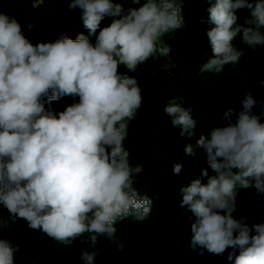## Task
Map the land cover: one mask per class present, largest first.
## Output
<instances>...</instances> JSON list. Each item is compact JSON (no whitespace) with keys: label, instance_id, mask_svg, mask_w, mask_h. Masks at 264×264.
<instances>
[{"label":"clouds","instance_id":"obj_1","mask_svg":"<svg viewBox=\"0 0 264 264\" xmlns=\"http://www.w3.org/2000/svg\"><path fill=\"white\" fill-rule=\"evenodd\" d=\"M24 3L25 0H14ZM140 7L125 9L121 0H69V10L82 11L84 27L96 34L105 16L115 17L103 27L95 43L80 34L61 33L50 42L33 44L15 17L0 9V204L12 222L26 221L63 245L85 237L95 248L100 236L124 250L116 236V222L129 216L143 222L152 212L148 195L140 196L135 177L142 164L132 166L124 141L129 122L143 103L138 79L122 75L121 65L134 72L158 50V43L173 30L185 27L181 5L185 0H123ZM213 58L201 71L223 74L245 55L233 42L252 50L264 45V0H206ZM251 10L237 23V10ZM33 23H29V28ZM170 46L159 48L163 56ZM49 101L78 96L79 102L55 114L45 113L41 98ZM241 108H228L215 126L197 141L213 173L184 186L181 207L196 217L189 248L200 247L223 255L234 264H264V223L251 227L236 219L237 184L264 193V110L251 91ZM172 124L195 126L192 107L170 104L165 109ZM183 135V133H182ZM191 145L186 153L191 154ZM181 164L174 166L180 173ZM238 169L239 171H233ZM247 178H254L249 180ZM8 221L0 215V264H15L20 245L3 235ZM254 229V234H253ZM85 242L84 239H79ZM237 250L238 254H237ZM97 252L82 251L83 264H94Z\"/></svg>","mask_w":264,"mask_h":264},{"label":"trees","instance_id":"obj_2","mask_svg":"<svg viewBox=\"0 0 264 264\" xmlns=\"http://www.w3.org/2000/svg\"><path fill=\"white\" fill-rule=\"evenodd\" d=\"M121 2L125 9L141 6ZM68 4L69 0H25L24 3L0 0V9L18 20L33 44L55 41L61 33L73 39L84 34L95 43L99 31L115 18L105 16L97 33L92 34L84 27L82 11L79 8L70 11ZM181 7L185 27L163 37L157 52L134 72L120 67L121 74L136 77L142 89L143 103L136 118L129 122L124 146L130 152L132 166L143 165L134 187L140 196L148 195L152 199L149 218L140 222L129 216L116 222V236L125 246L123 251H118L116 244L104 236L92 248L87 234L70 245H63L41 231L30 229L26 221L12 222L7 209L0 204V215L8 221L3 235L20 245L15 264H83L81 255L85 248L97 252L94 264H234V259H227L232 249L223 255L204 250L201 255L199 246L189 248L191 225L196 217L187 206H180L181 189L197 178L206 184L208 177L202 175L205 169L209 176L213 175L204 149L197 144L200 136H207L215 126L226 125L227 121L220 117L230 107L239 111L247 91L258 102L264 101V45L258 51L250 49L242 44L241 33L233 42L245 53L240 64L226 66L220 75L202 72V66L214 56L207 35L213 26L208 20L211 4L206 0H185ZM237 16L238 24L245 23L251 10L239 9ZM29 23L33 27L29 28ZM164 45L171 48L167 56L159 52ZM51 94L50 89L41 98L45 113L52 111L58 115L68 105L79 102L78 96L49 101ZM170 104L191 106L195 126L188 129L174 126L173 117L165 111ZM262 110L260 105L253 109L257 115ZM261 121L264 122V116ZM189 145L193 149L191 154L186 153ZM178 163L182 168L180 173H175L174 166ZM236 192L234 217L244 218L243 222L250 227L264 223V193L258 194L254 186L245 188L239 182Z\"/></svg>","mask_w":264,"mask_h":264},{"label":"rangeland","instance_id":"obj_3","mask_svg":"<svg viewBox=\"0 0 264 264\" xmlns=\"http://www.w3.org/2000/svg\"><path fill=\"white\" fill-rule=\"evenodd\" d=\"M35 3H37V2H35Z\"/></svg>","mask_w":264,"mask_h":264}]
</instances>
